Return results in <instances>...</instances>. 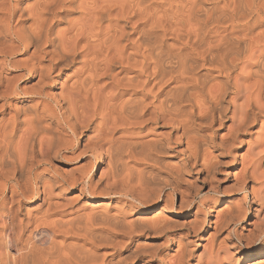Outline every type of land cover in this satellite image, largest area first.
<instances>
[{"label":"clouds","instance_id":"1","mask_svg":"<svg viewBox=\"0 0 264 264\" xmlns=\"http://www.w3.org/2000/svg\"><path fill=\"white\" fill-rule=\"evenodd\" d=\"M0 264H264V0H0Z\"/></svg>","mask_w":264,"mask_h":264}]
</instances>
